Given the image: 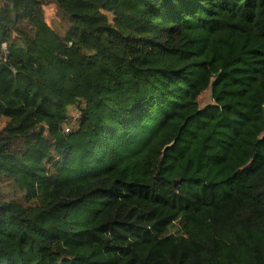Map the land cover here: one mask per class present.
Segmentation results:
<instances>
[{"label":"trees","instance_id":"1","mask_svg":"<svg viewBox=\"0 0 264 264\" xmlns=\"http://www.w3.org/2000/svg\"><path fill=\"white\" fill-rule=\"evenodd\" d=\"M0 264H264V0H0Z\"/></svg>","mask_w":264,"mask_h":264},{"label":"rangeland","instance_id":"2","mask_svg":"<svg viewBox=\"0 0 264 264\" xmlns=\"http://www.w3.org/2000/svg\"><path fill=\"white\" fill-rule=\"evenodd\" d=\"M46 13L49 16L50 20H52V18L55 17V9L51 5L46 7ZM210 102H213V99L211 97V93L205 92L203 94L201 103L203 105L205 103H210ZM71 113L75 114L76 116L78 115L77 112H75V111H71Z\"/></svg>","mask_w":264,"mask_h":264}]
</instances>
